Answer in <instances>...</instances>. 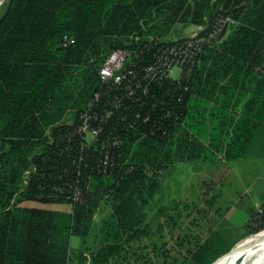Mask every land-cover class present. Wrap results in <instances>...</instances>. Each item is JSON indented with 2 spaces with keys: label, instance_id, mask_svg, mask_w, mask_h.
<instances>
[{
  "label": "trees",
  "instance_id": "1",
  "mask_svg": "<svg viewBox=\"0 0 264 264\" xmlns=\"http://www.w3.org/2000/svg\"><path fill=\"white\" fill-rule=\"evenodd\" d=\"M226 18L234 24L221 43L204 47L190 76L152 83L144 104L124 101L142 119L112 131L122 143L108 158L100 145L83 147L78 124L64 125L97 93H106L104 104L125 97L99 75L113 50L147 51L152 38L172 39L178 24H210L208 34ZM64 35L75 44L63 47ZM261 130L264 0H8L0 19V264H111L125 238L145 234L144 211L162 171L242 159ZM110 131L106 125L102 139ZM31 156L38 172L22 192ZM78 178L89 188L82 200H67L70 189H59ZM112 195V213L94 229L101 200ZM92 235L99 245L90 260L75 256L72 239L85 244ZM213 245L198 244L190 264L221 257Z\"/></svg>",
  "mask_w": 264,
  "mask_h": 264
},
{
  "label": "rangeland",
  "instance_id": "2",
  "mask_svg": "<svg viewBox=\"0 0 264 264\" xmlns=\"http://www.w3.org/2000/svg\"><path fill=\"white\" fill-rule=\"evenodd\" d=\"M7 3L8 0H0V19ZM190 24L176 25L170 37L189 36L192 26L202 25ZM180 73L178 68L173 71L174 77ZM75 117L71 113L65 118L73 121ZM160 177L161 189L144 211L142 229L146 230L145 234L132 241L125 238L111 264H190L189 257L198 244L213 241L212 252L219 250L223 257L264 232L256 228L264 223V207L260 204V196H264V130L258 133L242 159L180 163L162 171ZM21 189L25 190L23 182ZM116 202L113 195L101 200L94 217V229L112 213ZM23 205L51 209L70 206L46 205L34 200H26ZM254 216L261 218L260 224L254 221ZM98 245L94 235L85 244L78 237L72 239L73 254L77 256L82 251L88 261L90 252ZM258 246L253 243L243 249L235 264H264L262 255L254 254Z\"/></svg>",
  "mask_w": 264,
  "mask_h": 264
},
{
  "label": "built area",
  "instance_id": "3",
  "mask_svg": "<svg viewBox=\"0 0 264 264\" xmlns=\"http://www.w3.org/2000/svg\"><path fill=\"white\" fill-rule=\"evenodd\" d=\"M234 22L229 19H221L212 26H193L189 36L178 39L162 41L159 38H152L147 51H128L116 49L108 54L99 75L104 84H109L115 92H125V97L114 96L104 104L101 100L106 93H97L91 101L89 108L83 112L78 120L65 121L64 125H77V131L84 141L83 147L100 145L101 154L108 158L110 146H120L122 141L116 133L117 127L127 124L132 127L131 121L142 119V116L130 110V106H125V100H130L135 104H144V99L150 94V86L161 79L179 80L191 75L197 66L200 55L206 45H216L223 40L224 27H230ZM166 42L159 48L158 45ZM75 44V39L64 35L62 46L68 47ZM180 69L178 77H174V69ZM111 131L103 136L105 126ZM127 126V127H128ZM30 167L24 172V188L29 185L30 179L38 172L35 163V156L29 157ZM65 188L70 189L65 195L67 200L78 202L82 200L84 191L89 188V182H84L78 178L75 183L64 185L59 191L65 194ZM256 223H261V218H256Z\"/></svg>",
  "mask_w": 264,
  "mask_h": 264
},
{
  "label": "bare ground",
  "instance_id": "4",
  "mask_svg": "<svg viewBox=\"0 0 264 264\" xmlns=\"http://www.w3.org/2000/svg\"><path fill=\"white\" fill-rule=\"evenodd\" d=\"M253 243L259 244V246L257 247L258 249L254 251V254H256V255L257 254H261L262 255V261L264 262V232H263V233H260V234H258L256 236L248 239L247 241H245L244 243H242L239 247H237L236 249L232 250L228 254H226L223 257H221L214 264H224L227 261H229L230 264H235V262H236V260H237V258L239 256L238 254L243 249L249 247Z\"/></svg>",
  "mask_w": 264,
  "mask_h": 264
},
{
  "label": "crops",
  "instance_id": "5",
  "mask_svg": "<svg viewBox=\"0 0 264 264\" xmlns=\"http://www.w3.org/2000/svg\"><path fill=\"white\" fill-rule=\"evenodd\" d=\"M193 27V26H192ZM193 30V29H192ZM192 32V31H191ZM261 179H260V181H262V178L263 177H260ZM259 180V179H258ZM257 180V181H258ZM260 199H261V206H263L264 207V196H260ZM258 203H256V205H257ZM65 205V204H64ZM25 206V205H24ZM43 208H47V206L46 207H43ZM54 210H58V211H65V212H70L71 211V207L69 206V208L67 209L66 207H63V208H61V209H58V207L56 208V209H54Z\"/></svg>",
  "mask_w": 264,
  "mask_h": 264
},
{
  "label": "water",
  "instance_id": "6",
  "mask_svg": "<svg viewBox=\"0 0 264 264\" xmlns=\"http://www.w3.org/2000/svg\"><path fill=\"white\" fill-rule=\"evenodd\" d=\"M217 261H218V260H217ZM217 261H216V262H217ZM214 263H215V262H214ZM214 263H213V264H214Z\"/></svg>",
  "mask_w": 264,
  "mask_h": 264
}]
</instances>
